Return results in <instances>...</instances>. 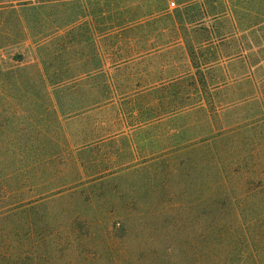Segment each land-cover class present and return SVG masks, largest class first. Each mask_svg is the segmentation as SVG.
Wrapping results in <instances>:
<instances>
[{"label":"rangeland","instance_id":"374dc122","mask_svg":"<svg viewBox=\"0 0 264 264\" xmlns=\"http://www.w3.org/2000/svg\"><path fill=\"white\" fill-rule=\"evenodd\" d=\"M107 1L0 0V264H264V74L252 79L257 87L223 89L216 109L185 106L136 127L151 124L139 137L111 132L102 106L106 30L95 19ZM188 1L118 5L173 14ZM204 2L210 13L245 11L239 31L252 25L264 41V0ZM47 34L60 36L50 48L56 66L81 83L83 116L70 121V109L46 96ZM93 101H102L99 113ZM93 115L99 134L116 142L69 150L51 173L32 165L39 157L26 142L72 149L95 139ZM195 157L199 166L184 168ZM70 161L85 165L81 175Z\"/></svg>","mask_w":264,"mask_h":264},{"label":"trees","instance_id":"16d2710c","mask_svg":"<svg viewBox=\"0 0 264 264\" xmlns=\"http://www.w3.org/2000/svg\"><path fill=\"white\" fill-rule=\"evenodd\" d=\"M118 1L108 0L107 8L95 17L96 21L101 18L106 30L109 70L102 106L111 132L113 128L125 127L128 132L122 130V135L139 137L151 124L136 127L177 114L185 106L216 109L223 89L242 83L257 87L258 83H253L252 79L264 74V41L252 25L247 24L248 32L239 31L242 26L238 23L246 17L245 11L230 13L223 9L210 13L206 11L204 0H192L175 8L173 14L165 9L139 14L133 8L119 6ZM255 15L250 17L256 18ZM209 17L213 22L211 26L205 23ZM56 38L60 36L51 39L50 34L46 35L47 52L40 57L45 81L53 89L46 96L55 101L59 110L70 109L63 113L65 121H70L83 116L78 96L81 83L62 74L61 68L56 66L57 53L50 49ZM161 56H165L163 61L149 67L152 60L158 61ZM101 102L93 101L90 107L99 113ZM98 120L93 115V133H90L95 139L75 142L72 149L69 143L59 140L28 141L24 146L19 145L32 152V157H39L32 165L46 174L51 173L55 161L64 158L69 150L81 152L84 147L87 150L94 147L95 140L105 144L118 140V137L113 138L115 134L102 137L99 131L104 126ZM67 166H72L78 175L85 167L76 161H70ZM198 166L199 160L195 157L184 168Z\"/></svg>","mask_w":264,"mask_h":264},{"label":"built area","instance_id":"2783aa9c","mask_svg":"<svg viewBox=\"0 0 264 264\" xmlns=\"http://www.w3.org/2000/svg\"><path fill=\"white\" fill-rule=\"evenodd\" d=\"M170 4H171V5H174V4H175V2H174V1H171V2H170Z\"/></svg>","mask_w":264,"mask_h":264}]
</instances>
